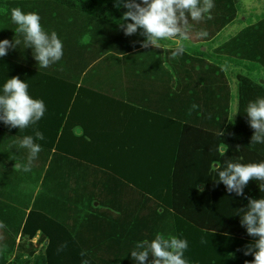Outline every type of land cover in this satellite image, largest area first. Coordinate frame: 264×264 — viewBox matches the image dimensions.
Listing matches in <instances>:
<instances>
[{"label":"crops","instance_id":"crops-1","mask_svg":"<svg viewBox=\"0 0 264 264\" xmlns=\"http://www.w3.org/2000/svg\"><path fill=\"white\" fill-rule=\"evenodd\" d=\"M30 1L53 16V19L42 16L43 29L49 35L56 32L63 42V50L69 47L76 51L78 49V56L73 60L62 56L60 61L47 68H39L35 57L24 64L78 84L84 83L109 96L82 98L73 114L85 119L90 132L108 133L109 136L104 137L100 145L99 142L95 145L86 143L89 149H76L77 155H67L41 145L42 151L33 160L31 170L24 171L21 176L26 192L31 183L34 182L35 186L23 223L29 210L36 204L69 227L79 243L86 247L93 246L96 259L117 264H137L131 256L135 244L144 239L151 240L158 233L170 238L174 236L175 226L172 212H166L151 198L155 194L143 192L134 183L145 180L142 172L146 173L147 179H154L156 187L158 181L165 180L160 173L152 177L150 170L141 168L151 165V160L143 162L142 159L157 155L163 158L164 164L171 163L175 149L179 148L176 135L183 123L206 121L202 113L190 116L186 111L175 112L173 67L179 63L167 54L178 43L184 46L186 58H191L197 48L214 53V50L227 45L236 51L239 36L256 33L257 24L264 21V16L257 18L252 15L261 13L258 7L264 6V0H213L211 19L205 15L198 22L190 21L189 40H180L179 37L161 40L159 49L143 47L145 38L137 34L125 35L120 24L72 10L53 0ZM244 1L254 3L251 7L253 12L244 16L246 24L239 29L236 24L239 20L238 5ZM123 10L127 11L124 7ZM7 17L11 19L10 14ZM61 28H65V34L60 33ZM11 29L16 34L17 27L12 26ZM200 32H207V36H203L205 39L199 40ZM20 36L23 38L22 46H26L23 34ZM195 38L197 40H193ZM30 48L22 50L34 55ZM207 60L209 62H205V65H216L211 59ZM180 64L186 67L184 62ZM81 68L83 71L79 72ZM181 81L186 83L187 78L182 77ZM53 91L55 93V89ZM50 97H53L52 89ZM64 105L65 100H59L58 109L54 112L56 117L62 115L59 107ZM214 124L211 123L212 127ZM74 131L80 135L83 127L77 126ZM0 133L3 135L0 142H9L10 148L16 151L23 149V160L27 162L28 150L19 147L23 137L1 128ZM151 145L163 152L144 153L143 149H150ZM153 162L157 163L156 160ZM101 164L115 166L117 172L112 173ZM20 165L21 162L16 167L17 171ZM35 165L37 171L34 172ZM156 187L153 186L154 191ZM198 188L202 191L204 185L200 184ZM164 212L165 217H162ZM152 259L150 255L149 261Z\"/></svg>","mask_w":264,"mask_h":264},{"label":"trees","instance_id":"trees-1","mask_svg":"<svg viewBox=\"0 0 264 264\" xmlns=\"http://www.w3.org/2000/svg\"><path fill=\"white\" fill-rule=\"evenodd\" d=\"M10 1L16 0H0V13L7 11ZM53 1L116 24L122 22L121 17L125 12L123 7L115 6L116 0ZM256 28V33L248 36L243 34L238 38L236 51L244 57L215 54L197 48L192 52L191 58L182 55L179 61L173 59L179 63L173 67V72L176 73L175 112L186 111L190 116L202 113L206 121L192 123L190 120L180 124L183 127L176 135L179 148L175 149L171 163L164 164L163 158L160 159L157 155L142 159L143 162L151 160V165L141 168L150 170L152 177L160 173L165 178L164 181L157 182V187L154 179H147L144 172L142 174L145 180L134 182L143 192L155 194L151 198L159 207L172 212L175 220L174 236L188 241L185 252L187 264H245L254 259L253 255L244 254L246 247L256 238L248 235L246 226H242L241 215L247 210L249 198L264 197V190L260 189V185L264 189V182L251 180L244 189V195L239 196L235 192L229 193L226 185L216 180L218 171L229 161L244 164L264 161V143L251 144L255 130L250 127L249 117L245 112L250 101L264 97V81L260 82L243 73L236 76V110L235 116L231 117L235 96L227 74L219 66L240 65L249 73L259 68L264 69V21H260ZM142 31L140 29L135 34L146 39L140 34ZM207 59H211L216 65H205ZM180 62H184L186 67L183 68ZM81 71L83 68L79 69ZM13 76L27 81L30 95L45 102L46 112L35 126L20 130L0 120L1 129L24 137L33 135V127H36L45 137L36 143L67 155H77L76 149L88 150L86 143L95 145L99 142L100 145L104 137L109 136L108 133L90 132L85 119L73 115L82 98L107 95L84 83L78 84L47 71L28 67L9 57H0V95L3 94L4 83ZM182 77L187 78L186 83H182ZM51 89L53 97H50ZM48 97L50 99L44 100ZM59 100H65L66 105L59 107L62 115L56 117L54 112L58 109ZM193 105L197 107L194 108ZM230 118L233 119L229 120ZM213 122L215 124L212 127ZM77 126L83 127L80 135L74 131ZM154 147L156 146L151 145L150 149L144 148L143 152H163L158 150L159 147ZM215 163L218 165L215 166ZM101 165L108 167L112 173L117 172L115 166ZM200 184L204 185L202 191L198 188ZM162 217H165V212ZM37 236L38 240L34 242ZM45 240L48 242L44 243ZM18 241L16 258L25 264H82V260H87L88 264H117L96 259L93 246L86 247L79 243L69 227L36 204L24 220ZM40 242L41 248L36 244ZM61 246H64L63 251L58 252L57 249ZM82 250H86L87 256L80 255Z\"/></svg>","mask_w":264,"mask_h":264},{"label":"clouds","instance_id":"clouds-1","mask_svg":"<svg viewBox=\"0 0 264 264\" xmlns=\"http://www.w3.org/2000/svg\"><path fill=\"white\" fill-rule=\"evenodd\" d=\"M117 8L127 9L121 17L120 27L125 35H133L138 30L146 39L142 46H154L159 49L160 41L179 37L180 40H189L190 21H200L205 15L211 19L210 10L214 7L213 0H116ZM11 19L18 25L16 32L24 35L26 47L33 48L34 57L39 68H47L61 60L63 56V42L56 32L50 35L43 29L41 17L38 13H25L21 8L11 10ZM201 37L207 32H200ZM20 41L8 39L0 40V57H4L9 48L19 46ZM185 48L182 44L172 50L173 57L183 55ZM193 107H197L193 105ZM46 104L42 99L33 98L29 93V85L19 76L9 78L3 85V94L0 95V120L6 125L20 130L35 126L43 118ZM245 112L249 117L250 127L254 134L251 144L264 143V97L250 101ZM235 116V115H234ZM230 118L229 120H232ZM33 135H25L19 141V147L28 150L27 163L20 167L24 171L31 170V164L42 151L37 140H44V134L33 127ZM251 180L264 182V161L253 163L227 162L226 166L218 171L217 182H223L229 193L235 192L244 195V189ZM260 185V184H259ZM261 191L264 190L261 188ZM240 215V214H239ZM241 224L246 226L248 235L255 237L254 242L246 247L245 255H253L252 261L245 264H264V197L249 198L247 210L241 215ZM4 227L0 223V228ZM6 247V246H5ZM64 246L57 249L63 251ZM188 241L178 236L166 238L156 234L151 239H144L135 244L131 251L132 258L137 264H187L185 252ZM80 255L87 256L86 250ZM153 259L149 261V256ZM82 264H88L82 260Z\"/></svg>","mask_w":264,"mask_h":264},{"label":"rangeland","instance_id":"rangeland-1","mask_svg":"<svg viewBox=\"0 0 264 264\" xmlns=\"http://www.w3.org/2000/svg\"><path fill=\"white\" fill-rule=\"evenodd\" d=\"M252 6H254V3L251 4L249 1L248 2L244 1L243 3H239L238 5L239 20L238 22H236V24H238L239 29L244 27L246 24V20L244 19V16L246 15L249 16L248 13L253 12L251 11ZM16 7L21 8L25 13L28 12L38 13L39 16L41 17V23H42V16L51 19H53V16L45 10H40L39 6L35 2H32L30 0L10 1L8 4L7 11L0 13V40L8 39L10 41H14L15 38L20 41L19 46L15 48H9L7 54L4 57H9L11 59H14L16 62L24 64L25 62L28 61V59L33 58L34 55H32L33 53L22 50V48L24 49L26 47L24 45L22 46L21 43L23 38H21L20 35L22 33L16 32L15 34L13 29H11L12 26H16L18 28V25H15L12 19L7 17V15L9 14L11 15V10ZM258 8H259L258 12L261 13L260 14L254 13L252 14L253 17L259 18L264 16V6H259ZM247 29L249 28L247 27ZM65 32H66L65 28H61L60 33L65 34ZM84 39L87 40L88 38H84ZM202 39L205 38L201 37L199 40ZM193 40H197V38ZM111 41L113 42L114 40L111 39ZM191 47L195 48L197 46H191ZM218 49L214 50L215 54L217 53L225 54V55L232 54L236 57H244L243 55H240L238 51L231 50V48L227 45L221 46L220 50ZM30 50H33V48H30ZM77 51L70 47L64 48L63 56L65 57V59L73 60L78 56ZM211 52L213 53V51ZM183 55H187V54L184 53ZM167 56L170 59L179 61L182 55L173 57L171 53H168ZM205 61L209 62V60H205ZM219 66H221L225 71V73L227 74V77L229 79L228 81L231 84L232 94L234 96L237 85L236 76L239 73L251 75L260 82L264 81L263 68H259L255 72L249 73L248 70H246L240 65L233 64L232 66L231 65L229 66L225 64L223 65L219 64ZM173 75L175 76L176 73L173 72ZM235 110H236V96L233 98L231 117L235 115ZM2 137L3 135L2 133H0V138ZM12 151L15 153H13ZM23 159H25V152H23V149L16 151V149L10 148L9 142L6 141L0 142V223L4 225V227L0 228V264H25L24 262L16 258V249H17V244L19 242L18 237H20V230L22 227L23 219L24 216L26 215V210L28 207V203L31 200V195L35 191V186L33 182L30 184V187L28 188L27 192L26 189H24L25 181L23 180V178H21V176H23L24 169L21 167L19 171L16 170V167H19V162H21V164L27 163ZM36 167L37 166L35 165L34 172L37 171ZM26 200H27V205L25 204ZM37 240L38 237L34 239V242H37ZM36 244L38 245L39 248L42 247L41 242Z\"/></svg>","mask_w":264,"mask_h":264}]
</instances>
